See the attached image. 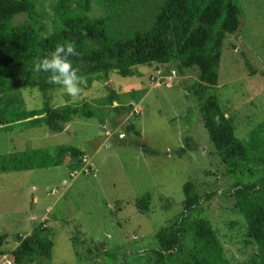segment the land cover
I'll return each mask as SVG.
<instances>
[{
	"label": "rangeland",
	"instance_id": "1",
	"mask_svg": "<svg viewBox=\"0 0 264 264\" xmlns=\"http://www.w3.org/2000/svg\"><path fill=\"white\" fill-rule=\"evenodd\" d=\"M59 1L37 0L44 13L41 19L49 27L55 26L53 7ZM239 1L241 33L229 34L224 43L219 97L227 115L234 117L237 135L245 139L264 122V0ZM152 2L92 0L90 15L107 14L116 4L111 10V33L121 36L149 25ZM140 72L133 77L115 74L108 82L118 92L120 104L131 109L119 112V103L107 99L106 84L91 85L83 78L79 96L70 97L61 87L50 95L55 106L87 99L95 117L76 119L63 132H53L42 123H22L0 133V156L14 158L40 149L57 152L71 146L87 151L76 169L70 165L71 154H65L58 166L0 173V237L7 235L2 242L10 252L2 258L5 264H16L12 252L21 244V235L28 237L39 226L50 228L54 246L52 258L42 257L34 264H136L156 235L184 212L183 188L189 180L205 195L204 208H196L190 221L211 219L230 257L244 261L254 253L255 247L247 244L244 222H240L243 226L237 222L241 215L230 195L239 179H231L216 153L199 101L188 90L195 81L171 70L162 74L167 76L165 81L159 70L148 67ZM16 95L9 97L15 101L10 105L15 113H30L44 102L37 89L22 90L18 100ZM131 124L135 130L128 128ZM187 138L198 146L180 153ZM138 140L155 153L133 143ZM254 165L262 178L264 165ZM211 192L216 194L208 200ZM148 196L147 207L139 200ZM231 219L236 223L229 227ZM189 238L186 233L185 243ZM112 256L117 261L110 262Z\"/></svg>",
	"mask_w": 264,
	"mask_h": 264
},
{
	"label": "trees",
	"instance_id": "2",
	"mask_svg": "<svg viewBox=\"0 0 264 264\" xmlns=\"http://www.w3.org/2000/svg\"><path fill=\"white\" fill-rule=\"evenodd\" d=\"M91 3L92 0H60L53 7L55 26L49 27L41 19L44 13L38 9L37 0H0V133L22 123L30 126L42 123L53 132H63L76 119L95 117L87 99L81 103L55 106L50 93L60 86L48 83L49 73L33 70L34 61L66 42H74L78 52L69 58L73 67L89 80V84L96 81L106 84L104 88L110 93L107 99L111 104L119 103L116 106L119 112L131 109V106L121 105L118 92L108 85L115 74L133 77L149 67L159 70L164 81L167 76L162 74L170 70L173 74L191 78L195 83L187 87L199 101L201 116L216 145V153L226 165L231 179H239L230 195L235 198L233 208L241 215L237 222L242 226L240 222H244L247 244L255 247V251L244 261L230 257L218 236L219 229L211 219L199 217L190 221L196 208H204L205 195L194 181L189 180L183 188L186 197L184 212L170 227L163 228L156 235V240L135 262L264 264V176L259 178L261 170L254 165H264V122L250 133V137L240 138L234 117L227 115L219 97L224 43L229 34L241 33L243 8L240 1L153 0L155 8L149 25L126 34L122 32L124 35L121 36L111 33V10L116 4L107 14L92 17ZM247 64L255 73L249 60ZM24 89L39 90L44 102L30 113H15L10 110V105L15 102L9 98L10 94L16 93L18 100ZM128 128L136 129L134 124ZM191 141L192 138L186 139L180 153L197 148L198 145ZM133 143L155 153L140 140ZM65 154H71L70 165L76 169L83 163L87 151L71 146L62 147L57 152L40 149L19 153L14 158L0 156V173L58 166L63 163ZM215 194L211 192L206 196L210 200ZM150 199L148 196L139 202L148 207ZM229 222L232 227L236 220ZM49 232L50 228L39 226L28 237L21 235V244L12 252L15 263L34 264L42 257L52 258L54 243ZM186 233L190 238L185 243ZM5 236L0 237V264H5L2 258L10 253L2 242ZM112 260L117 261V256L109 258L110 262Z\"/></svg>",
	"mask_w": 264,
	"mask_h": 264
},
{
	"label": "clouds",
	"instance_id": "3",
	"mask_svg": "<svg viewBox=\"0 0 264 264\" xmlns=\"http://www.w3.org/2000/svg\"><path fill=\"white\" fill-rule=\"evenodd\" d=\"M78 55L74 42H66L57 45L42 59L34 61L33 70L37 73H49L48 83L60 86L70 97H77L81 93V85L84 83L79 70L73 67L72 56Z\"/></svg>",
	"mask_w": 264,
	"mask_h": 264
}]
</instances>
